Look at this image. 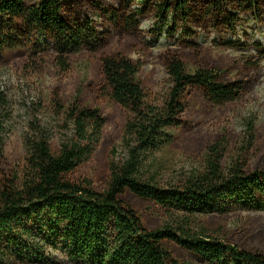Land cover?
Masks as SVG:
<instances>
[{
	"label": "trees",
	"instance_id": "trees-1",
	"mask_svg": "<svg viewBox=\"0 0 264 264\" xmlns=\"http://www.w3.org/2000/svg\"><path fill=\"white\" fill-rule=\"evenodd\" d=\"M108 4L0 0V55L49 46L65 68L71 55L100 49L91 14L102 12L128 31L148 19L165 36L181 31L186 39L212 31L235 37L244 17L264 22V0H143L137 8L121 5L125 16ZM98 59L97 89L126 114L129 156L109 170L102 189L79 179L105 117L80 97L54 99L73 125L71 135L57 146L30 140L20 170L0 166V264H264V237L220 222L236 208L264 209V150L256 148L260 153L248 160L255 140H243L224 167L219 138L201 170L170 185L138 178L140 155L168 142L167 129L183 126L195 91L223 104L237 100L244 84L224 81L216 68L191 71L172 53L165 61L168 88L154 104L137 60L121 50L102 51ZM2 152L0 140V161ZM142 205L161 222L146 226Z\"/></svg>",
	"mask_w": 264,
	"mask_h": 264
},
{
	"label": "rangeland",
	"instance_id": "rangeland-1",
	"mask_svg": "<svg viewBox=\"0 0 264 264\" xmlns=\"http://www.w3.org/2000/svg\"><path fill=\"white\" fill-rule=\"evenodd\" d=\"M105 1L125 16L121 5L124 9L129 5L137 8L143 0ZM91 17L98 21L94 24L100 34V49L71 55L65 68L55 61L56 53L49 46L37 52L24 48L0 55V166L20 170L28 154L27 143L35 138L42 137L52 146L66 140L73 125L54 99L70 103L77 96L105 117L77 177L97 189L103 188L109 170L128 158L131 140L125 130L124 110L97 89L101 79L98 58L106 50L124 51L139 62L142 85L154 104L168 88L165 61L172 53L179 55L191 71L216 68L224 81L244 84L237 100L223 104L210 103L195 91L183 126L167 129L168 142L140 155L139 180L164 186L201 170L209 146L219 138L224 139V167L242 150L243 140H253V144L255 140L248 153L251 163L260 153L256 148L264 150V22L257 24L244 17L235 37L212 31L186 39L181 31L173 38L165 36V29L155 28L148 19H141L138 28L128 31L103 12L100 18ZM138 209L146 226L161 222L157 215L147 213L146 205ZM220 219L229 227L244 226L264 237V209L236 208Z\"/></svg>",
	"mask_w": 264,
	"mask_h": 264
}]
</instances>
